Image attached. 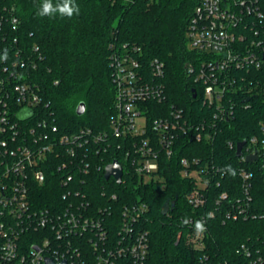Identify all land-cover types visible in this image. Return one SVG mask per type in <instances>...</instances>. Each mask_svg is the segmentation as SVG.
I'll list each match as a JSON object with an SVG mask.
<instances>
[{
	"label": "built area",
	"instance_id": "2783aa9c",
	"mask_svg": "<svg viewBox=\"0 0 264 264\" xmlns=\"http://www.w3.org/2000/svg\"><path fill=\"white\" fill-rule=\"evenodd\" d=\"M9 19L17 30L19 18L12 13ZM187 37L190 47L205 55L189 62L187 72L201 86L203 104L214 112L197 122L183 107L164 106L165 63L144 61L136 44L113 45L116 96L109 129H61L32 78L43 57L37 46L18 45L1 56L0 264H48L47 258L67 264H147L149 205L107 186L95 194L94 173L102 167L106 173V166L118 160L122 181L108 178L117 184L161 180L163 161L187 149L185 137L212 142L234 117L241 98L249 109L254 97L264 95V0H200ZM258 127L237 155L241 194L231 197L229 189L222 190L210 217L217 212L224 222L263 217L253 207L252 192L254 167L264 170V120ZM228 145L237 154L238 142ZM108 153L120 159L105 163ZM251 156L256 158L248 160ZM180 165L195 182L189 203L203 209L213 187L222 185L220 172L224 176L229 169L204 155H183ZM38 188L54 194H37ZM184 225L188 244L199 252L196 264H264V234L248 238L233 256L218 258L205 251L209 225L204 213Z\"/></svg>",
	"mask_w": 264,
	"mask_h": 264
},
{
	"label": "trees",
	"instance_id": "16d2710c",
	"mask_svg": "<svg viewBox=\"0 0 264 264\" xmlns=\"http://www.w3.org/2000/svg\"><path fill=\"white\" fill-rule=\"evenodd\" d=\"M199 2L75 0L79 13L69 18L59 14L39 16L42 0H0V64L1 56L18 45L26 49L37 46L43 57L37 60L32 78L41 85L61 129L66 132L88 126L109 129L116 96L110 65L113 45L136 44L141 47L140 56L144 61L158 58L165 63L167 100L164 106L167 108L174 103L183 107L187 117L197 122L214 114L202 102L201 86L194 83L187 72L189 62L199 56L205 57L190 47L187 37L190 19ZM52 3L55 5L57 0ZM12 13L19 18L17 30L12 29L9 19ZM15 38L17 42H14ZM193 90L197 97L193 96ZM241 100L234 117L225 123L222 132L212 142H195L185 137L187 149L179 150L173 158L163 161L161 180L146 184L136 181L131 185L117 184L105 177L104 167L94 173L95 194L100 193L102 186H107L112 192L134 196L149 205L145 223L150 232L147 264H196L199 252L187 242L188 227L184 220L200 212L206 215L209 225L205 251L218 258L233 256L248 238L264 234V170L256 167L252 180L253 207L263 217L224 222L218 212L214 217L209 216L210 209H216V199L222 190L229 189L231 197L241 194V179L237 174L241 162L228 141L247 139L259 130V121L264 120V95L254 97L249 109L244 108ZM80 102L86 104L82 115L76 111ZM113 155H104L105 163L113 158L120 159ZM183 155H204L229 169L227 175L221 176L223 171L220 172L218 178L222 185L213 187L203 209L196 210L188 201L187 196L195 182L181 172ZM37 190V194H54L48 189ZM167 198H176V205L168 214H163L162 206Z\"/></svg>",
	"mask_w": 264,
	"mask_h": 264
},
{
	"label": "water",
	"instance_id": "95a60500",
	"mask_svg": "<svg viewBox=\"0 0 264 264\" xmlns=\"http://www.w3.org/2000/svg\"><path fill=\"white\" fill-rule=\"evenodd\" d=\"M193 96L197 97V93L195 92V90H193ZM250 100V98H246V101ZM77 114L82 115L85 113L86 111V104L85 102H80L79 105L77 106ZM245 144V140L238 142V146H237V155H241L242 153V148ZM256 156H251L248 158V160L251 159H255ZM111 176H113L115 178V180L120 183L122 181V176H123V168L122 165L119 163L118 160H114L113 162L109 163L106 166V173H105V177L108 179ZM176 205V198L175 199H171V198H167V200L164 202L163 206H162V213L163 214H168L169 211L173 210L174 207ZM37 249H40L39 246H36ZM47 263L48 264H67L66 261H62L60 263H56L53 259L51 258H47Z\"/></svg>",
	"mask_w": 264,
	"mask_h": 264
},
{
	"label": "clouds",
	"instance_id": "9594fccd",
	"mask_svg": "<svg viewBox=\"0 0 264 264\" xmlns=\"http://www.w3.org/2000/svg\"><path fill=\"white\" fill-rule=\"evenodd\" d=\"M78 13L79 7L75 4V0H57L55 5L52 3V0H42L37 14L42 17H53L56 14H59L60 16H67L70 18ZM232 174H235L234 170H232Z\"/></svg>",
	"mask_w": 264,
	"mask_h": 264
}]
</instances>
